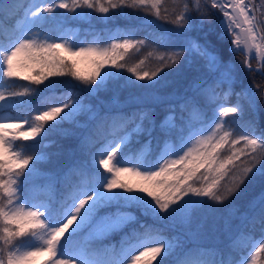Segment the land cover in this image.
<instances>
[{
  "label": "snow or ice",
  "instance_id": "snow-or-ice-1",
  "mask_svg": "<svg viewBox=\"0 0 264 264\" xmlns=\"http://www.w3.org/2000/svg\"><path fill=\"white\" fill-rule=\"evenodd\" d=\"M209 2L221 16L205 30ZM159 4L0 0V12L22 10L10 33L0 26V264H259L257 254L264 257V237L231 235L233 220L264 225V129L256 119L244 120L246 112L258 115L264 92L255 80L243 85L236 64L223 54L230 40L227 52L244 57V71L264 76V0H184L171 14ZM126 9L155 19L113 33L110 45L80 40L65 27L68 16L78 20L95 12L111 20L128 15ZM58 10H64L61 19ZM161 20L174 27L158 25ZM147 25L159 31L135 39ZM149 44L163 51L129 66V50ZM153 55L157 62L149 67ZM58 77L78 81L79 90L61 93L58 106H32L35 115H21L34 98L49 99L40 88L54 89ZM20 79L28 83L20 85ZM233 95L235 103L225 106ZM131 105L140 107L124 111ZM49 134L74 137L90 161L39 169L60 155L40 151L50 146L41 143ZM257 186L244 204L250 218L234 201ZM210 215L230 233L227 261L216 259L219 249L201 243ZM117 234L118 244L105 243ZM243 247L255 251L246 254Z\"/></svg>",
  "mask_w": 264,
  "mask_h": 264
},
{
  "label": "trees",
  "instance_id": "trees-1",
  "mask_svg": "<svg viewBox=\"0 0 264 264\" xmlns=\"http://www.w3.org/2000/svg\"><path fill=\"white\" fill-rule=\"evenodd\" d=\"M11 0H5V4L7 5L10 3ZM184 0H160L159 7L161 11L163 12V9L167 8L169 13L177 12L178 11V6L182 7L183 6ZM208 7L211 12V17H210V25L206 24L205 25V30L209 27H215L217 25V21L219 18V12L216 11L215 9L211 8V5L208 4ZM64 10H58L57 13L55 14L57 16V19H61L60 13H62ZM128 15L126 16H119L116 15L114 16L111 20L108 19H103L101 18L100 14L92 12L89 16H82L78 20H73L70 16L67 17V20L64 21L65 27L66 28H75L76 33L79 35V38H83L85 40H100L103 39L104 43H107L108 40L110 39L109 37L118 31H122L126 27L129 26H135L139 25L142 20L145 19H155L154 16L150 15L147 12H144L142 10H133V9H126L125 10ZM22 15V10H20L19 13H17L15 10L10 11L7 7H5L3 12H0V26L3 27L5 33H10L13 28L16 25V20ZM158 25L167 27V28H172L174 27L172 24L167 23L166 21H159ZM159 31V28L155 25H147L143 30L136 32L135 34V39H143L148 32H155ZM216 31H219V28H216ZM59 34V33H57ZM194 36H196L198 39L201 38V33L194 32ZM121 39L127 38V37H120ZM215 36H212V39L215 40ZM229 45V41L226 42L225 48H224V57L225 59L230 58L237 66L239 70V76L242 78V83L243 85H250L253 83V80H255L256 83L261 85V91L264 92V76L262 75H257V74H249L246 73L243 69V67L240 65L239 61L242 60L244 57L242 55H231L227 52V46ZM154 50H159L163 51V49H157L155 45L149 44L147 46H140V50L137 52L135 49L129 50V52L126 54L128 58V64L129 66L133 63H137L139 60L144 59L148 56V53L150 51ZM156 59L155 55L153 57H148L146 63L149 67H152L153 65L156 64ZM252 66H256L255 60L251 61ZM34 74V73H33ZM125 75H129L126 71L124 73ZM55 80L58 81L57 85L55 86L54 89H47L41 86L40 90L42 93L43 97H49L47 100H43L41 102V97H36L33 99V105H25L23 109H21V115H26V114H31L35 115V112H31V107L32 106H38L40 111H44L47 109L49 106H56L59 103L64 102V98L60 96L61 93L66 92L68 90H72L73 92H76L79 90V82L72 80L71 77H58L54 78ZM28 82L24 81L22 79L18 80V84L20 85H26ZM16 90H19L17 88ZM169 91L171 89H168ZM235 91H240L241 90V85L237 84L234 88ZM53 92H55V95H53ZM129 93L127 91L121 92L120 94V101L124 102L126 98L128 97ZM111 94L109 93L108 95H104L103 99L107 100L109 99ZM236 97L233 95L229 101L226 103L225 106H229L233 103H235ZM87 102V101H86ZM91 102L93 104H96V100L92 99ZM151 106V105H148ZM140 105H131L130 107H127L124 109V111L131 113L132 111L136 110L139 108ZM214 105H210L208 110L209 115H211L212 110L214 109ZM258 108L259 112L258 115L254 116L251 111L246 112L244 116V120H249V119H256L258 121V126L260 129H264V99H258ZM163 106L157 107V111L163 115ZM85 120L84 117H81V122L83 123ZM64 128H73L72 125L70 124H64ZM76 131H81V130H76ZM105 132L107 129L104 130ZM141 142H144L147 140L146 135H142L140 137ZM50 143V146L47 148H44L43 146L40 147V151L42 152H47V153H60V155H53L51 156V160L49 163H40L37 165V167L41 170H51L55 171L60 165L65 164L68 161H74V160H89L90 157L84 156L82 153H80L78 149V141L74 137H69V138H62L58 134H49L44 141H42V145L45 143ZM26 143H31L26 142ZM99 147V145H97ZM75 149V154L73 156H69V151ZM101 171L103 169L101 168ZM70 179H75V177H71ZM35 184H41L43 183L42 180L37 179L34 181ZM60 188V186H58ZM259 191V186H257L255 189L248 191L243 195L242 197H237L235 199V203L240 205V211L241 213L248 211V215L251 218L253 215V212L249 211L244 207V204L248 199H250L252 196L256 195V193ZM33 195H36L35 192H33ZM223 209H217V214H222ZM221 221L217 219L215 215H210L208 218L207 223L205 224V227L203 229V236L201 237V243L205 247H215L219 249L220 255L216 257L217 260L223 259L225 261L228 260L229 256V244H230V239H229V232H226L222 230L221 227ZM240 231H244L246 233H251L254 238L256 239H261V237H264V225H262L259 220L257 219V222L255 224L245 222L244 224H241V222L237 220L232 221V231L231 235L235 237ZM121 238V234H117L113 236L110 240L105 241L107 244H112V243H119V240ZM68 249L70 250L71 244H69ZM243 252L247 253L249 250L247 247H243ZM232 256L234 259L238 258V253L233 252ZM211 259V258H209ZM259 264H264V257H262L259 254L258 258Z\"/></svg>",
  "mask_w": 264,
  "mask_h": 264
},
{
  "label": "rangeland",
  "instance_id": "rangeland-1",
  "mask_svg": "<svg viewBox=\"0 0 264 264\" xmlns=\"http://www.w3.org/2000/svg\"><path fill=\"white\" fill-rule=\"evenodd\" d=\"M253 2L254 3H256V4H259L260 3V0H253ZM209 4H210V2H209ZM211 5V4H210ZM216 10V9H215ZM216 11H218V10H216ZM219 12V11H218ZM220 14V13H219ZM219 18H220V15H219ZM218 18V19H219ZM20 19V17L16 20V24H17V22H18V20ZM69 29H71V30H73V31H75L76 32V29L75 28H69ZM80 40H85V39H83V38H80ZM92 40H94V39H92ZM92 40H88V41H92ZM96 40V39H95ZM106 45H110L111 44V39H109L108 40V42L107 43H105ZM79 46V45H78ZM254 60V59H253ZM22 71H26V70H22ZM60 104V103H59ZM58 104V105H59ZM58 105H56V106H58ZM121 166H128V165H121ZM124 178L125 179H128V180H132L133 179V177L130 175V174H125L124 175ZM259 245L258 244H256V247H258ZM250 251H252V252H254L255 251V248L253 247V248H251L250 250H248L247 251V253L246 254H250ZM258 258H259V254H257V260H258ZM245 264H247V261L245 262Z\"/></svg>",
  "mask_w": 264,
  "mask_h": 264
},
{
  "label": "bare ground",
  "instance_id": "bare-ground-1",
  "mask_svg": "<svg viewBox=\"0 0 264 264\" xmlns=\"http://www.w3.org/2000/svg\"><path fill=\"white\" fill-rule=\"evenodd\" d=\"M253 52H254V50H253ZM255 60V59H254ZM256 61V60H255ZM256 63H257V61H256Z\"/></svg>",
  "mask_w": 264,
  "mask_h": 264
},
{
  "label": "water",
  "instance_id": "water-1",
  "mask_svg": "<svg viewBox=\"0 0 264 264\" xmlns=\"http://www.w3.org/2000/svg\"><path fill=\"white\" fill-rule=\"evenodd\" d=\"M220 16H221V13H220ZM230 41V40H229ZM255 68V67H254Z\"/></svg>",
  "mask_w": 264,
  "mask_h": 264
}]
</instances>
